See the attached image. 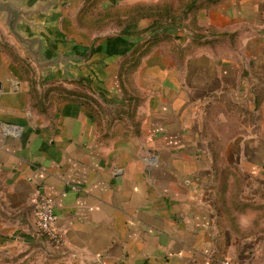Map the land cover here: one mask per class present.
<instances>
[{"label": "crops", "instance_id": "0c3cea01", "mask_svg": "<svg viewBox=\"0 0 264 264\" xmlns=\"http://www.w3.org/2000/svg\"><path fill=\"white\" fill-rule=\"evenodd\" d=\"M10 1L51 6L41 66L0 17V264H264V0H104L184 6L108 35Z\"/></svg>", "mask_w": 264, "mask_h": 264}, {"label": "trees", "instance_id": "16d2710c", "mask_svg": "<svg viewBox=\"0 0 264 264\" xmlns=\"http://www.w3.org/2000/svg\"><path fill=\"white\" fill-rule=\"evenodd\" d=\"M104 0H85L80 9L76 23L80 29L91 34L104 30L107 27L121 29L127 24L137 22L142 18H150L153 20L152 27L162 26L166 23H176L181 15L180 9L173 10L171 6L135 4L125 6L116 4L108 8H104ZM193 2H189L188 8L192 7ZM100 8V10H98ZM97 10V13H93ZM174 12V13H173ZM177 12V13H176ZM187 10L185 11V13ZM184 13V12H183Z\"/></svg>", "mask_w": 264, "mask_h": 264}, {"label": "water", "instance_id": "95a60500", "mask_svg": "<svg viewBox=\"0 0 264 264\" xmlns=\"http://www.w3.org/2000/svg\"><path fill=\"white\" fill-rule=\"evenodd\" d=\"M54 4H52L53 6ZM24 3H15L10 0H0V17L2 18L7 30L15 39L25 48L27 53L31 55L41 66L39 62L38 50L34 48V43H39L37 37H29L23 32L24 26H34V23L30 20L34 15L38 14L39 11H44L43 8L51 6L47 4L45 7H39L36 9L29 10L24 7Z\"/></svg>", "mask_w": 264, "mask_h": 264}, {"label": "built area", "instance_id": "2783aa9c", "mask_svg": "<svg viewBox=\"0 0 264 264\" xmlns=\"http://www.w3.org/2000/svg\"><path fill=\"white\" fill-rule=\"evenodd\" d=\"M6 132H11V128L8 127ZM32 201L36 205L37 228L39 233L47 237L52 244H61L62 238L57 229L58 217L55 213L54 200L38 189L35 191ZM224 264L233 263L226 260Z\"/></svg>", "mask_w": 264, "mask_h": 264}, {"label": "rangeland", "instance_id": "374dc122", "mask_svg": "<svg viewBox=\"0 0 264 264\" xmlns=\"http://www.w3.org/2000/svg\"><path fill=\"white\" fill-rule=\"evenodd\" d=\"M81 0H76V2H73V4H72V8L74 9V8H76V5L80 2ZM103 5H104V7L106 8V7H108L109 5H110V3H108V2H103ZM102 5V6H103ZM98 10H100V8H98ZM93 13H97V10H95ZM111 26L110 27H107V28H105L104 30H102V31H105V32H109V33H106L105 35H108V34H111ZM101 31H99V32H97V33H93V34H98V35H101V33H100ZM103 36H104V34H103ZM260 68V71L259 72H261V71H263L264 70V67L263 66H261V65H259L258 66V68H256V69H259Z\"/></svg>", "mask_w": 264, "mask_h": 264}]
</instances>
